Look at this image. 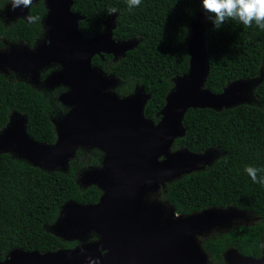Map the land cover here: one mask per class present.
<instances>
[{"label": "trees", "instance_id": "obj_1", "mask_svg": "<svg viewBox=\"0 0 264 264\" xmlns=\"http://www.w3.org/2000/svg\"><path fill=\"white\" fill-rule=\"evenodd\" d=\"M7 1L0 0V11ZM111 8L117 11L110 13ZM201 8L202 0H141L139 6L131 8L128 0H74L72 10L84 17L80 31L86 39L102 34L104 23L115 14L114 38L139 40L108 71L125 83L117 90L120 97L132 95L137 85L145 88L150 95L145 117L158 123L173 80L190 70L189 24ZM47 13L44 2H39L30 10L29 15L38 17L34 21L20 19L6 27L0 18V50L4 40L34 45ZM205 44L210 67L205 87L214 95L223 94L233 82L257 77L264 66V29L255 22L246 27L238 20H228L219 29L210 27L205 31ZM92 63L103 66L99 55ZM256 97L255 105L241 104L222 111L188 110L183 120L185 136L174 144V148L196 154L214 148L224 152L209 170L188 174L170 186L167 199L178 214L233 206L260 218L254 226H241L204 242V249L218 263L224 262L229 248L249 258L263 255L264 184L254 183L245 168L264 169V81L257 87ZM52 104L44 92L13 74H0V130L13 112H19L27 117V132L34 141L54 144ZM57 105L64 108L60 102ZM79 169L77 164L68 173L47 172L10 154H0L1 261L15 250L48 254L73 249L47 228L56 223L69 202L84 206L99 203L103 192L97 186L82 189L77 180Z\"/></svg>", "mask_w": 264, "mask_h": 264}, {"label": "water", "instance_id": "obj_2", "mask_svg": "<svg viewBox=\"0 0 264 264\" xmlns=\"http://www.w3.org/2000/svg\"><path fill=\"white\" fill-rule=\"evenodd\" d=\"M39 1L33 0L31 7ZM73 5L74 0H47L46 8L51 11L47 24L52 27L49 38L37 51L0 57L13 71L34 78L47 66L59 64L62 70L53 73L45 85L67 87L69 91L60 97V102L72 111L60 121L54 144L34 141L27 132L28 120L17 121L0 137V154L12 149L42 169L64 167L80 147L105 151V169L94 171L85 179V185L97 186L104 196L97 205L67 203L69 221L60 230L76 239L94 229L101 239L65 253L15 250L5 261L0 259V264H205L206 255L195 234L223 219V214L206 210L184 215L178 214L174 206L166 214L162 207L143 206L142 202L147 192L159 189L183 172L206 165L205 157L185 148L163 161L160 157L185 136L183 120L188 110L222 111L238 105L239 85L244 81L233 82L221 95L203 90L210 69L204 32L191 50L187 46L190 70L181 76L176 91H170L160 113L163 118L155 125L145 117L150 95L144 87L121 98L108 91L115 81L93 66L97 55L131 50L127 41L114 39L115 27L91 39L84 38L80 31L84 17L73 12ZM31 7L13 10L11 3L9 15L24 19ZM228 261L264 264V259L246 258L237 251L230 252Z\"/></svg>", "mask_w": 264, "mask_h": 264}, {"label": "rangeland", "instance_id": "obj_3", "mask_svg": "<svg viewBox=\"0 0 264 264\" xmlns=\"http://www.w3.org/2000/svg\"><path fill=\"white\" fill-rule=\"evenodd\" d=\"M39 2H44V4L47 6V0H40ZM39 2L35 4H38ZM11 3H12V0L7 1L3 5L0 11V18L6 27H11L20 20L19 18H15L9 15V6ZM50 12L51 11L49 10L48 14L43 18L42 33L34 45L30 46L26 42L18 41L16 43H10L9 46L5 45L4 48L1 49L0 53L5 54V55H13L16 53L20 54V53L35 51L40 45L43 44V42H45L49 38V34L52 30V27L47 24V19H48ZM206 16L207 14L204 13L203 8H201V11L197 19L189 24L190 37L188 41V47L190 50L192 49L196 41L201 40V38L204 35V32L208 28L213 27V25L207 20ZM110 23L113 24V27H116L117 15L113 14L108 17L106 25ZM138 42L139 40L134 39V40L127 41L126 43L132 49V48H135ZM107 56L109 57H106V54L100 55L103 66H94V67L97 68L99 73L103 74L108 79H113L115 81L114 85L108 91L115 95H118L117 90L121 88L122 86H124L125 83L122 81V79L117 78L113 76L112 74H110L108 70L112 65H115L119 61H121L124 58L125 54L123 53L120 55L109 54ZM3 60L4 59L0 60V74L4 75V72L10 71L9 73L13 74L18 80L25 82L31 85L32 87H34L35 89H38L44 92L48 97L51 98L52 103H53L52 104L53 105L52 106V116H53V120L55 123V130L58 135L59 134L58 132L59 124H60L59 121L64 117L66 111L68 110L67 109L68 107L64 105L63 106L64 108L60 109L57 103L60 102V97L63 94H66L69 89L65 86H57L55 88H48L46 87L45 83L47 79L53 73L62 70L61 66L59 64H54L50 66L49 68L46 67L45 69H42L39 71V75L37 78H34L32 76H25V75L18 74L16 71H13L12 69H10L8 65L4 63ZM181 78L182 77H178L173 80V88H172L171 93L176 91L177 84L181 80ZM34 81L36 84H34ZM243 81L244 82H242L239 85V88H240L239 97L241 100L238 105L258 104V99L256 97V89L259 86V84H261L264 81V66L261 68L260 73L257 77L251 80H248V81L246 80H243ZM231 86H233L232 83L229 84L227 88ZM140 88L141 86L137 85L135 91H138ZM203 90H206L205 86L203 87ZM238 105H235V106H238ZM235 106H232L229 108H233ZM22 119L25 120V122L27 121V117L25 115H21L17 112L12 113L11 116L9 117L8 125L5 126L2 130H0V137L5 135L12 127L16 125L17 121L22 120ZM179 150L185 151V149H179ZM186 151L190 152L188 150ZM175 152H178V149L174 148V146L172 145L169 151L165 155H163L161 158H163L164 160L166 159L168 155L173 154ZM6 153L10 154L12 157L16 159L28 162L26 158L22 157L20 154L16 153L12 149L7 150ZM196 155L205 157V159L207 160V163L204 167L192 170L191 172H183L177 175L175 178L167 181L166 183L161 184L159 189H154L153 191L147 192L145 194V197L143 198L142 205L143 206L144 205L145 206H149V205L160 206L165 210L166 214H168L171 211V206H172L167 199V193L169 191L170 186L173 183L178 182L179 180H181L186 175L192 172L198 173V172L209 170L217 162V160H219L220 158L224 156V152L221 149L214 148L207 152L196 154ZM106 158H107V153L97 147L95 148L94 147L93 148L80 147L77 149L74 156L68 161H66L64 167L42 168V169L47 172L58 170L63 173H68L71 166L79 164L80 169L77 175V180H78L80 187L84 189L88 187L85 185L86 176L91 174L94 171L104 170ZM209 211L214 212V213H219L221 215L223 214L224 216H223V219L217 220L216 222L212 223L209 227H207L203 231L195 234V239L198 241L202 250H203V244L206 240L215 239L217 237L223 236L224 234H227L230 231L236 228H239L241 226H254L260 221L259 217L255 215H250L242 211H238L233 206L227 207L225 209L211 208ZM66 213H67L66 208H65V211H64V208H62V213L58 219V222L47 228V230L51 234H53L55 237L59 238L63 242L68 243L69 245H72L73 248L75 249L88 247L90 244L98 240V237L100 236L94 229H92L87 235L76 238V239H71L65 236L62 232H60L59 227L65 225L66 223V219H67ZM72 250L73 249H64V250H60V252L65 253V252H70ZM211 264H215V263H211Z\"/></svg>", "mask_w": 264, "mask_h": 264}, {"label": "clouds", "instance_id": "obj_4", "mask_svg": "<svg viewBox=\"0 0 264 264\" xmlns=\"http://www.w3.org/2000/svg\"><path fill=\"white\" fill-rule=\"evenodd\" d=\"M33 0H12V8H30ZM129 7L139 6L141 0H128ZM202 8L207 14V20L213 25L214 29L221 28L228 20H238L246 27H251L253 22L264 29V0H202ZM117 9H109L110 13H115ZM24 19L34 21L38 17L28 15ZM9 46L10 43L4 42ZM4 76H10L4 74ZM20 81V80H19ZM245 172L252 178L254 183L264 184V176H258L264 169L248 166Z\"/></svg>", "mask_w": 264, "mask_h": 264}, {"label": "flooded vegetation", "instance_id": "obj_5", "mask_svg": "<svg viewBox=\"0 0 264 264\" xmlns=\"http://www.w3.org/2000/svg\"><path fill=\"white\" fill-rule=\"evenodd\" d=\"M107 22V21H106ZM105 22V23H106ZM104 23V31H105V29H107V28H112L113 27V24H105ZM103 31V32H104ZM116 41H118L117 39H116ZM4 42H6V43H8L6 40H4ZM35 44V43H34ZM43 44H44V42H43ZM42 44V45H43ZM5 45H7V44H4V46ZM42 45H40V46H42ZM30 46H32V45H30ZM39 46V47H40ZM38 47V48H39ZM38 48L35 50V51H37L38 50ZM1 51V50H0ZM32 52H34V51H32ZM116 55H120V54H117V53H115ZM106 56H107V54H106ZM0 57H1V53H0ZM54 65V64H53ZM52 66V65H51ZM48 68L50 67V66H47ZM96 68V67H95ZM57 72H59V71H57ZM34 84H36L35 83V81H34ZM46 84V83H45ZM38 86V85H37ZM69 91V90H68ZM121 98H124V97H121ZM62 103V102H61ZM63 104V103H62ZM63 106H64V104H63ZM66 107H68V106H66ZM68 110L66 111V113H65V115H64V117L60 120V121H62V120H64L70 113H71V111H72V108L71 107H68L67 108ZM162 112V111H161ZM162 118H163V116H161L160 115V120H159V122L158 123H156L155 122V125H158L160 122H161V120H162ZM59 121V122H60ZM61 123V122H60ZM54 128H55V125H54ZM56 131V130H55ZM57 136V135H56ZM176 149H178V151H179V149H182V148H176ZM162 157V156H161ZM160 157V161H163V158H161ZM56 171H58V170H56ZM69 171H70V169H69ZM61 172V171H60ZM78 175V174H77ZM79 184V183H78ZM80 186V185H79ZM87 186V185H86ZM90 187H92V186H88L87 188H90ZM87 188H84V189H87ZM104 196V194L102 195V197ZM101 197V198H102ZM100 201H101V199H100ZM100 201H99V203H100ZM71 203H75V202H71ZM98 203V204H99ZM63 208H64V211H65V208H66V206H63ZM66 210H67V213H66V217H67V219H66V223L69 221V214H68V207L66 208ZM208 210H210V209H208ZM61 213H62V210H61ZM213 213V212H212ZM58 222V220L56 221V223ZM65 223V224H66ZM61 228H62V226H60L59 227V231L61 230ZM100 236V235H99ZM80 237H82V236H80ZM100 239H101V236L100 237H98V240L96 241V242H98V241H100ZM95 243V242H94ZM263 244H264V238H263ZM75 248H73V250H74ZM203 250H204V254L206 255V262H205V264H211V263H215V264H231V263H229V261H228V256H229V254H230V252H232V251H237L238 253H239V251L238 250H236V249H233V248H229V249H227L226 250V252H225V254H224V262L223 263H218V262H216V261H214L213 260V258H212V256H211V254L208 252V251H206L205 249H204V247H203ZM240 254V253H239ZM241 255V254H240ZM243 257H245V256H243ZM246 258H249V257H246ZM261 259H264V247H263V255H262V257H260Z\"/></svg>", "mask_w": 264, "mask_h": 264}]
</instances>
